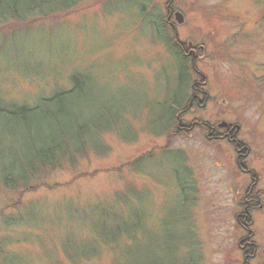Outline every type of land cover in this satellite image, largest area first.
<instances>
[{
    "label": "rangeland",
    "instance_id": "rangeland-1",
    "mask_svg": "<svg viewBox=\"0 0 264 264\" xmlns=\"http://www.w3.org/2000/svg\"><path fill=\"white\" fill-rule=\"evenodd\" d=\"M159 29L191 69L168 132L181 64ZM75 74L88 88L69 110L87 133L33 190L0 182V264H264V0H81L0 30L6 100L35 106ZM32 129L0 127V169L30 159L45 137ZM246 242L258 248L247 262Z\"/></svg>",
    "mask_w": 264,
    "mask_h": 264
},
{
    "label": "trees",
    "instance_id": "trees-1",
    "mask_svg": "<svg viewBox=\"0 0 264 264\" xmlns=\"http://www.w3.org/2000/svg\"><path fill=\"white\" fill-rule=\"evenodd\" d=\"M80 1L0 0V30L14 23L27 25V23L44 20L58 13H67L75 9ZM171 9V12H174L172 7ZM162 27H165V25L162 24ZM162 30L159 29L164 44L171 47L173 54L177 55L179 64H181V68H179L181 71L180 77L177 80L179 90L169 102L164 103L169 108L166 114L164 113L160 117L163 127L162 131L168 132L174 128L175 122L178 121V115L182 114L181 110L184 111L187 108L190 99L187 92L190 89L189 72L191 69L188 66L189 58L185 54L184 48H180L182 45L177 46L178 43L169 39V33L167 31L162 33ZM85 81L86 79L82 75L75 74L71 77V89L58 90L51 97L39 100L35 106L10 102L0 94V127L4 128L5 125L21 126L28 131L30 130V132L35 127V129L40 128V135L45 136L42 140H38V143L37 141L27 142L31 144L32 149L29 148L25 157L30 159L25 161L22 158H17L8 166L6 165L0 169V182L6 189L24 192L33 190V177L42 173L45 168L55 167L58 162L57 159L69 158L70 156H66L65 152L68 145L82 141L83 135L87 133L88 122L85 120V123L83 118L73 116L69 109L70 106L75 107L72 100L86 92L88 87ZM198 88H200L198 84L194 83V86L192 84L191 89L194 95L197 94L196 89ZM182 89L183 94L179 95ZM52 122H54L55 129L58 132L56 133L55 131L53 133L55 129L53 130L50 127V132L47 131L49 134L47 132L45 134L41 128L47 130V123L51 124ZM29 134L32 135L31 133ZM1 138H3L2 135L0 137V145H2L1 142L3 141ZM38 146L41 147L40 151H37ZM60 154L63 157L62 159L58 158ZM81 154L78 151L77 155ZM32 159H34V162ZM244 218L246 219L244 227L251 233V226L253 225L250 217ZM251 241H253L252 238ZM248 250L249 253L258 252V249L249 248Z\"/></svg>",
    "mask_w": 264,
    "mask_h": 264
},
{
    "label": "flooded vegetation",
    "instance_id": "flooded-vegetation-1",
    "mask_svg": "<svg viewBox=\"0 0 264 264\" xmlns=\"http://www.w3.org/2000/svg\"><path fill=\"white\" fill-rule=\"evenodd\" d=\"M178 46H180V45H178ZM187 57H188V55H187ZM202 88L200 87V88H198V89H196V92H197V94L195 95V97H198V96H201L203 93H202V90H201ZM198 101V100H197ZM180 130H184V129H182V128H180ZM186 130H189L190 131V129H186ZM211 133H213V131H214V133H215V130H214V128H212L211 129ZM230 132H234V131H232V129L231 130H229V133ZM213 133V136L215 135ZM216 137H218L217 135H215ZM221 137H218V138H220V139H226L227 138V142H231V144L232 145H234V149H235V151H236V154L238 153H240L241 154V152H242V150L240 151L239 149H240V147H239V145H238V143L237 142H235L234 141V139L233 138H231V136H232V133L230 134V137H227L228 135L227 134H221L220 135ZM225 136H226V138H225ZM215 140H216V138H214ZM225 141V142H226ZM241 163V155H239V157L237 158V165L239 166V168L241 169V171L243 172V173H245L246 174V171L244 170V167H243V165L241 166V165H239ZM253 202H254V200H252ZM253 204V203H252ZM254 208V207H253ZM249 209V208H248ZM250 210H253L252 208H251V206H250ZM248 212V211H247ZM245 213V215L247 216V215H249L248 213ZM244 216V215H243ZM242 217V215H240V218ZM246 245L245 246H242L241 245V249L243 250V253H244V255H245V257L243 258L244 260H245V262H247V260H248V258H252V257H255V254H256V252L257 251H255L254 253H249V248H253V249H255V250H257L258 248H257V245L256 244H252V243H250V242H246L245 243Z\"/></svg>",
    "mask_w": 264,
    "mask_h": 264
},
{
    "label": "water",
    "instance_id": "water-1",
    "mask_svg": "<svg viewBox=\"0 0 264 264\" xmlns=\"http://www.w3.org/2000/svg\"><path fill=\"white\" fill-rule=\"evenodd\" d=\"M175 18L177 19L178 22L183 23L182 21H184V17L181 13L177 12L175 15ZM191 46V45H190Z\"/></svg>",
    "mask_w": 264,
    "mask_h": 264
}]
</instances>
